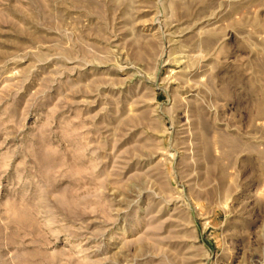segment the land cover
Returning <instances> with one entry per match:
<instances>
[{"label":"rangeland","instance_id":"rangeland-1","mask_svg":"<svg viewBox=\"0 0 264 264\" xmlns=\"http://www.w3.org/2000/svg\"><path fill=\"white\" fill-rule=\"evenodd\" d=\"M0 264H264V0H0Z\"/></svg>","mask_w":264,"mask_h":264}]
</instances>
